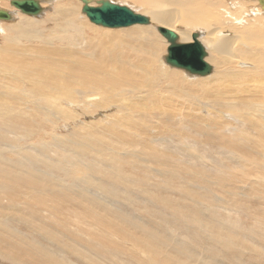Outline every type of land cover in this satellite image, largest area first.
<instances>
[{"label":"bare ground","instance_id":"1","mask_svg":"<svg viewBox=\"0 0 264 264\" xmlns=\"http://www.w3.org/2000/svg\"><path fill=\"white\" fill-rule=\"evenodd\" d=\"M10 1L0 0L10 14L0 18V256L245 264L252 253L264 264L259 1L227 0L231 12L224 0H108L149 21L117 28L92 22L82 0H36V15ZM159 27L177 43L197 33L210 72L168 65ZM248 192L258 207L244 206Z\"/></svg>","mask_w":264,"mask_h":264},{"label":"water","instance_id":"2","mask_svg":"<svg viewBox=\"0 0 264 264\" xmlns=\"http://www.w3.org/2000/svg\"><path fill=\"white\" fill-rule=\"evenodd\" d=\"M84 3L83 12L94 23L110 28L130 26L133 24H147L149 21L144 15L135 13L130 8L112 3L108 0H100L98 6H88ZM264 9V0H258ZM10 4L20 9L23 13L36 15L40 12V6L36 0H11ZM0 18L9 20L10 14L0 10ZM158 31L168 41L165 62L175 68L183 69L193 75H207L211 66L205 61L207 53L197 40V33L192 34L191 43H177V35L170 29L159 27Z\"/></svg>","mask_w":264,"mask_h":264},{"label":"rangeland","instance_id":"3","mask_svg":"<svg viewBox=\"0 0 264 264\" xmlns=\"http://www.w3.org/2000/svg\"><path fill=\"white\" fill-rule=\"evenodd\" d=\"M224 1H226V3H228V1L227 0H224ZM239 2L241 1V0H238ZM227 5V7H230L231 5H229V3L228 4H226ZM229 5V6H228ZM229 10L232 12H234L235 11V9L234 8H232V7H230L229 8ZM25 15V14H24ZM5 22H8V21H5ZM165 40V39H164ZM165 50V45H164V48H163V51ZM165 52V51H164ZM168 66V65H167ZM57 132H59V133H63V130L61 129H59V130H57ZM47 140H49V138H46ZM208 146L209 147H214L215 145H209L208 144ZM216 147V146H215ZM1 148H2V145L0 144V151H1ZM27 149V147H26V145L24 144L23 145V147H22V150L23 151H25ZM11 150H13L14 151V153H11V157L12 158H14L15 156H17L18 154H17V152H16V150H15V147L12 145L11 146ZM22 157H25V155L24 154H22ZM210 160H208V159H205V161H202V162H198V161H195V160H192V161H190V163H197V164H204V165H208L209 164V166L211 165V163L209 162ZM176 162V161H175ZM226 163L227 162H229V160L228 161H225ZM232 163V162H231ZM236 163H238V164H240L239 163V161L238 162H236ZM235 163V164H236ZM206 165V166H207ZM244 170V169H243ZM205 172H211V171H205ZM245 172H246V170H245ZM239 176V175H238ZM239 179V181H242V179H241V177L239 176V177H236V180H238ZM253 178H256L255 177V175L254 176H252L251 175V177H250V179H248L247 181L248 182H250V180H252ZM252 182V181H251ZM248 198H247V197ZM246 196L245 197H243V199L246 201H244L243 203H245V205L244 206H246V207H250V208H253V207H258L260 204H258V202L257 201H255L253 198H251V194H250V192H248L247 194H246ZM249 196H250V198H249ZM235 202H237V201H235ZM264 207V203H262L259 207ZM263 209V208H262ZM153 209H150V211H152ZM245 215V214H244ZM243 215V224H246V225H248L249 224V226H251L252 224H255L254 222L255 221H253L252 220V214H250V215H245L244 216ZM246 217V218H245ZM245 218V219H244ZM250 219V220H249ZM248 221H250V222H248ZM246 222V223H245ZM253 222V223H252ZM13 223V224H12ZM13 227H15L16 228V230L17 231H19L21 234H25L27 237H29V238H33V239H35L37 242H39L42 246H43V244H44V246L43 247H45V248H52V249H54V247L52 246H50V244H49V242H47V241H45L44 239H42V237H40V236H38V235H36L35 233H30L29 232V230L23 225V224H20V223H17V222H15V221H13V222H11L10 223ZM254 228H256V227H254ZM253 228V229H254ZM3 232V231H2ZM35 236V237H34ZM0 242L2 243V244H4L3 242H2V240H1V229H0ZM44 242V243H43ZM46 242V243H45ZM47 244L50 246H47ZM243 256L245 255V253H243L242 254ZM251 256V257H250ZM254 256V254H250V253H248L247 255H246V259H245V264L247 263V264H258V262L255 260V258L253 257ZM249 258V259H248ZM252 258V259H251ZM249 260V261H248ZM1 261H3V262H1ZM254 261H256V262H254ZM6 262V263H5ZM251 262V263H250ZM14 264L13 262H11V261H9V260H5V259H3L1 256H0V264Z\"/></svg>","mask_w":264,"mask_h":264}]
</instances>
